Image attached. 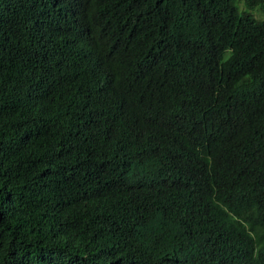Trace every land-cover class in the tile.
<instances>
[{
    "label": "trees",
    "instance_id": "obj_1",
    "mask_svg": "<svg viewBox=\"0 0 264 264\" xmlns=\"http://www.w3.org/2000/svg\"><path fill=\"white\" fill-rule=\"evenodd\" d=\"M0 264H264V0H0Z\"/></svg>",
    "mask_w": 264,
    "mask_h": 264
},
{
    "label": "clouds",
    "instance_id": "obj_2",
    "mask_svg": "<svg viewBox=\"0 0 264 264\" xmlns=\"http://www.w3.org/2000/svg\"><path fill=\"white\" fill-rule=\"evenodd\" d=\"M93 39L90 38V41H87V38H85V41H84V45L87 46L89 45L90 43H92Z\"/></svg>",
    "mask_w": 264,
    "mask_h": 264
}]
</instances>
